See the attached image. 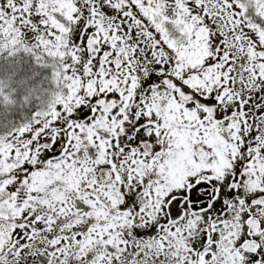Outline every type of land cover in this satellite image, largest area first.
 Listing matches in <instances>:
<instances>
[{"label": "snow or ice", "instance_id": "1", "mask_svg": "<svg viewBox=\"0 0 264 264\" xmlns=\"http://www.w3.org/2000/svg\"><path fill=\"white\" fill-rule=\"evenodd\" d=\"M0 264H264V0H0Z\"/></svg>", "mask_w": 264, "mask_h": 264}]
</instances>
